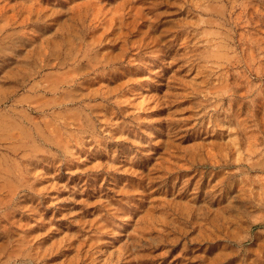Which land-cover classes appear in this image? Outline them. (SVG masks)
Instances as JSON below:
<instances>
[{"label": "rangeland", "instance_id": "1", "mask_svg": "<svg viewBox=\"0 0 264 264\" xmlns=\"http://www.w3.org/2000/svg\"><path fill=\"white\" fill-rule=\"evenodd\" d=\"M0 264H264V0H0Z\"/></svg>", "mask_w": 264, "mask_h": 264}]
</instances>
